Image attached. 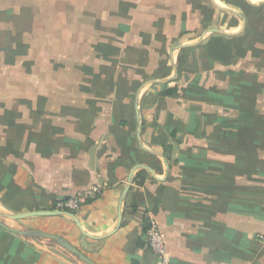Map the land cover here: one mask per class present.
Listing matches in <instances>:
<instances>
[{
  "label": "crops",
  "instance_id": "1",
  "mask_svg": "<svg viewBox=\"0 0 264 264\" xmlns=\"http://www.w3.org/2000/svg\"><path fill=\"white\" fill-rule=\"evenodd\" d=\"M94 185L87 234L2 216ZM0 218L96 264H162L145 218L166 264H264V0H0ZM49 241L0 227V264H86Z\"/></svg>",
  "mask_w": 264,
  "mask_h": 264
},
{
  "label": "water",
  "instance_id": "2",
  "mask_svg": "<svg viewBox=\"0 0 264 264\" xmlns=\"http://www.w3.org/2000/svg\"><path fill=\"white\" fill-rule=\"evenodd\" d=\"M154 153L161 156L162 158H164L161 153H158V152H154ZM137 168L145 169L148 172H150L153 176H155L151 167L144 165V164H135L128 174V179H127L128 184L126 185V187L123 190L121 199H123L125 197L127 191L129 190L130 183L132 181L133 173ZM58 214H65V215L69 216L77 224V226L80 228V230L84 234H87L82 229V226H81L79 220L77 219V217L75 216V214L73 212H70V211L44 209V210H31V211H27V212L6 213V214H2V216L5 218H8V219L19 220V219H23V218L32 217V216H49V215H58ZM120 221H121V213L119 212L118 220H117V227L119 226ZM0 227L4 228L6 230H9L11 232L23 235V236L39 237V238L48 239V240L55 242L56 244L60 245L61 247L66 249L68 252H70L71 254L76 256L79 260L83 261L84 263L96 264L86 254H84L79 248H77L76 246L71 244L69 241H67L66 239H64L63 237H61L57 234L45 232V231H42L39 229L12 228V227L5 225L1 220H0ZM106 235H108V234H106ZM106 235H104V236H106ZM101 237H103V235L98 236L96 238H101Z\"/></svg>",
  "mask_w": 264,
  "mask_h": 264
},
{
  "label": "built area",
  "instance_id": "3",
  "mask_svg": "<svg viewBox=\"0 0 264 264\" xmlns=\"http://www.w3.org/2000/svg\"><path fill=\"white\" fill-rule=\"evenodd\" d=\"M101 192V188L98 186H91L90 188L78 191L75 194H72L66 199H59L54 204V210H63L74 212L84 205L89 199L94 198ZM145 239L147 246L157 254L162 264H166V244L164 236L159 230L156 222L152 221L145 232Z\"/></svg>",
  "mask_w": 264,
  "mask_h": 264
},
{
  "label": "trees",
  "instance_id": "4",
  "mask_svg": "<svg viewBox=\"0 0 264 264\" xmlns=\"http://www.w3.org/2000/svg\"><path fill=\"white\" fill-rule=\"evenodd\" d=\"M182 64H183V60L181 58H179V64H178V71H180L182 69ZM148 175V173L145 171V170H139L137 173H136V176L134 178V180L136 179H139V182H143L144 179L146 178V176ZM131 211H135V203H131ZM144 226H143V229H144V232H146V230L148 229L150 223L149 221L147 220V218L144 219Z\"/></svg>",
  "mask_w": 264,
  "mask_h": 264
},
{
  "label": "rangeland",
  "instance_id": "5",
  "mask_svg": "<svg viewBox=\"0 0 264 264\" xmlns=\"http://www.w3.org/2000/svg\"><path fill=\"white\" fill-rule=\"evenodd\" d=\"M0 220L5 221L3 218H0ZM50 242V241H49ZM81 247L85 250V251H92L93 248H95L94 246H88V247H84L81 245Z\"/></svg>",
  "mask_w": 264,
  "mask_h": 264
}]
</instances>
